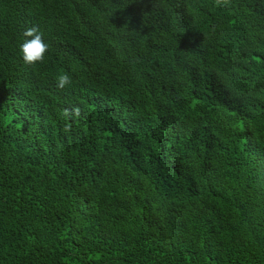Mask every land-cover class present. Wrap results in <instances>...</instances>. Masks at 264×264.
I'll list each match as a JSON object with an SVG mask.
<instances>
[{"label":"trees","instance_id":"obj_1","mask_svg":"<svg viewBox=\"0 0 264 264\" xmlns=\"http://www.w3.org/2000/svg\"><path fill=\"white\" fill-rule=\"evenodd\" d=\"M0 264H264V0H0Z\"/></svg>","mask_w":264,"mask_h":264},{"label":"clouds","instance_id":"obj_2","mask_svg":"<svg viewBox=\"0 0 264 264\" xmlns=\"http://www.w3.org/2000/svg\"><path fill=\"white\" fill-rule=\"evenodd\" d=\"M219 2V0H218ZM26 39L20 45V53L25 64L35 65L36 63H42L45 59V53L48 51L49 45L42 38V34L36 26L28 28L24 32ZM30 37V39H28ZM70 84V78L67 74H62L57 78V86L64 88ZM76 114H79V109H75ZM65 115H68L65 112Z\"/></svg>","mask_w":264,"mask_h":264}]
</instances>
